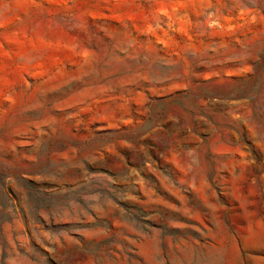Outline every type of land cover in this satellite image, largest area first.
I'll return each mask as SVG.
<instances>
[{
  "label": "rangeland",
  "instance_id": "rangeland-1",
  "mask_svg": "<svg viewBox=\"0 0 264 264\" xmlns=\"http://www.w3.org/2000/svg\"><path fill=\"white\" fill-rule=\"evenodd\" d=\"M0 264H264V0H0Z\"/></svg>",
  "mask_w": 264,
  "mask_h": 264
}]
</instances>
